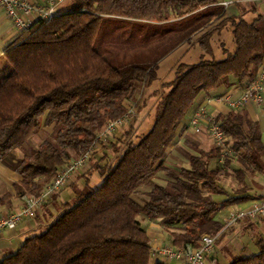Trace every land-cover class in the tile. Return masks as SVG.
<instances>
[{
    "label": "trees",
    "instance_id": "1",
    "mask_svg": "<svg viewBox=\"0 0 264 264\" xmlns=\"http://www.w3.org/2000/svg\"><path fill=\"white\" fill-rule=\"evenodd\" d=\"M222 0H70L67 9L38 20L7 45L0 71V162L23 152L15 170L16 195L37 196L66 159L92 144L109 119L144 106L160 61L223 14ZM233 49L213 55L207 31L196 62H180L171 80L154 91L150 127L128 128L112 145L114 159L90 155L84 185L57 215L5 255L0 264H150L151 248L140 217L158 219L175 247L197 246L201 234L217 233L213 194L231 156L213 145L188 157V166L167 165L166 148L201 92L252 79L264 65V18L242 16L228 25ZM208 55V58L205 57ZM226 142L247 169L261 168L264 143L243 111L217 118ZM51 132L36 147L43 128ZM212 158L222 159L209 166ZM102 160H104L102 162ZM112 161V162H111ZM95 172L98 184L89 176ZM11 195L0 196V204ZM257 252L229 264H264V236ZM154 264H165L156 262Z\"/></svg>",
    "mask_w": 264,
    "mask_h": 264
},
{
    "label": "crops",
    "instance_id": "2",
    "mask_svg": "<svg viewBox=\"0 0 264 264\" xmlns=\"http://www.w3.org/2000/svg\"><path fill=\"white\" fill-rule=\"evenodd\" d=\"M31 1L39 4L43 2V0ZM69 2L70 0H61L57 4V12L66 10ZM257 15H262L264 18V0H237L233 5L231 4L226 8L223 7V14L205 29L194 34L190 43H182L160 61L156 75L157 79L145 89V104L137 110V119L128 121L120 128L133 127L134 133H139L140 129H142L143 119L148 118L154 112V104L158 98L157 95L153 94L154 91L158 90L160 92L163 83L172 79L174 69L178 63H192L193 60H195L193 62L198 60L202 51L198 48L197 42L205 32L214 31L210 40L213 55L216 58H222L221 44H224V47L229 50L234 47L232 34L228 27L229 22L239 16L250 21ZM20 33L21 31L16 30L11 21L7 19L5 10L0 7V71L5 63L4 51L7 45L17 39ZM205 57L208 58V55H205ZM187 60L191 62H186ZM258 70H261L264 74V65L260 66ZM246 84L244 80L241 82L232 80L227 86L220 85L208 93H199L192 107L183 117L174 139L166 148L165 163L172 166L186 167L189 165V156L198 155L197 151L208 152L213 148L214 144L205 129L196 133L189 126L190 117L201 105H205L209 115L211 114L215 119H219L231 111L236 113L237 111H243L250 121L257 124L260 139L264 143V89L262 101L259 104L248 102L239 106H232V103L240 97ZM147 103H151L152 108L146 112L145 105ZM48 127L51 128V126L45 128ZM148 128L149 126L144 129V132ZM117 130L108 135L102 144L94 148L93 151H96L94 156L100 157L105 153L114 159L115 155L112 145L118 141L117 135H114ZM49 132H51V129ZM240 153L241 151H238L230 158L229 165L226 168L227 174L218 181V185L223 192L212 195L218 205L214 217L220 223L230 210L245 209L255 201L264 198V163L261 168L249 170L239 162ZM22 156L23 152L15 149L0 162V196L6 193L11 195L9 200L0 204V215L19 210L25 202V195L18 196L15 190L16 183L21 179V176L15 170V166ZM221 161L222 159L220 158H212L209 166L214 167L220 164ZM89 163H91L90 160L82 172L73 175L67 186L47 198L34 217L23 218L14 228L5 229L0 233V260L5 255L15 251L24 239L38 232L41 227L49 223L60 211L62 204L72 199L74 190L82 188V185H84V175L87 174L91 167ZM89 179L94 184L100 182V178L95 172L90 174ZM140 220L149 239L151 250L171 242L170 232L161 225L158 219L140 217ZM257 236H264V219H246L241 221L232 230L219 233L214 243L213 251L206 257L204 264H229L233 257L248 256L256 253L255 238ZM156 262L178 264L176 260H161L151 254L150 264Z\"/></svg>",
    "mask_w": 264,
    "mask_h": 264
},
{
    "label": "built area",
    "instance_id": "3",
    "mask_svg": "<svg viewBox=\"0 0 264 264\" xmlns=\"http://www.w3.org/2000/svg\"><path fill=\"white\" fill-rule=\"evenodd\" d=\"M61 0H43L41 4L31 0H0V7L5 10L16 30L25 31L38 20H48L57 13V4ZM237 0H222L219 4L224 8L233 5ZM264 74L261 70L256 71L254 77L245 85L240 97L232 103L239 106L248 102L259 104L262 101ZM135 104L129 103L126 111L120 116L106 121L91 146L78 155V157L66 159L64 165L58 169L56 174L48 181L37 196H26L23 206L5 215H0V233L5 229L14 228L23 218L34 217L52 194L57 193L67 186L74 174L82 172L89 162L94 148L102 143L108 135L120 128L122 125L137 117ZM189 126L197 132L205 129L213 144L221 151L222 157L231 156L235 152L226 142L224 131L215 117L209 115L205 105L197 108L189 119ZM246 219H264V198L255 201L245 209L230 210L221 221V228L217 233L201 234L197 246L175 247L170 243L163 244L151 250V254L161 260H176L178 264H204L206 257L213 251L219 233L232 230L241 221Z\"/></svg>",
    "mask_w": 264,
    "mask_h": 264
},
{
    "label": "rangeland",
    "instance_id": "4",
    "mask_svg": "<svg viewBox=\"0 0 264 264\" xmlns=\"http://www.w3.org/2000/svg\"><path fill=\"white\" fill-rule=\"evenodd\" d=\"M226 44H227V42H226ZM228 46V45H227ZM196 58V57H195ZM194 58V59H195ZM191 60V59H190ZM190 60H187L186 62H191ZM193 61H195V60H193ZM192 61V62H193ZM152 108V105H151V103H147L146 105H145V111L147 112L148 111V109H151ZM136 113H137V111H136ZM142 118V117H141ZM141 118H140V120H141ZM152 118H153V112L150 114V116L147 118H145V119H143V121H142V129H140V131H139V133H142V132H144V129L147 127V126H149L150 127V124H151V122H152ZM135 119H137V117L135 118ZM135 119H133V120H135ZM126 126V125H125ZM129 128V127H128ZM127 128V126L126 127H122V128H120V129H118L116 132H115V134L114 135H117V139L118 140H120L122 137H123V135H124V133H125V131L128 129ZM50 129L51 128H45V129H43L41 132H39V133H37L33 138H32V140L30 141V143L32 144V146L33 147H36L37 148V145L41 142V140L42 139H44L45 137H46V134H49V131H50ZM138 133V134H139ZM100 144H102V143H99V145ZM74 157H76V155H74V156H72V158H74ZM78 157V156H77ZM94 157H96V156H94ZM97 158V157H96ZM90 160V159H89ZM112 161H113V159H112ZM111 161V162H112ZM91 184H94V183H92L91 182Z\"/></svg>",
    "mask_w": 264,
    "mask_h": 264
}]
</instances>
